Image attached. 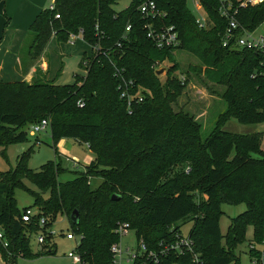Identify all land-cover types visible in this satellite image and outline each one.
Instances as JSON below:
<instances>
[{"label": "trees", "instance_id": "1", "mask_svg": "<svg viewBox=\"0 0 264 264\" xmlns=\"http://www.w3.org/2000/svg\"><path fill=\"white\" fill-rule=\"evenodd\" d=\"M52 1L54 8L42 10L29 27L28 60L40 58L52 37L66 43L80 30L90 53L81 59L83 74H76L72 84L57 82L62 69L51 81L37 76L31 83L0 82V147L27 143L26 127L47 120L56 155L55 161L31 170V147L17 157L14 169L0 174V228L8 243L6 248L0 245L2 259L40 257L31 245L41 230L39 220L45 218L50 228L51 220L62 215L78 238L75 251L81 264L112 263L110 248L118 241V223L129 224L138 239L154 249L180 232L179 222L192 223L188 234L203 264H239L234 250L248 228L249 244L264 242V150L257 132L237 134L223 127L230 119L241 125L264 122L263 56L222 47L227 21L218 14V0H200L212 22L207 30L197 27L186 0H153L166 13L162 23L173 25L179 34L180 45L171 50H157L146 38L139 7L148 0H131L119 12L112 8L116 0ZM235 19L245 31H256L264 23V0L238 8ZM174 51L191 53L198 61L189 66L187 78L192 72L224 88L220 97L226 109L205 140L193 116L173 109L188 84V79L182 83L174 76L179 71ZM84 59L87 65H82ZM162 62L169 64L163 81L152 68ZM113 65L135 88L149 92L130 113L119 99ZM65 139L87 145L94 159L84 172L61 183L57 146ZM177 167L181 170L173 174ZM22 179L36 191L22 185ZM92 179L101 180L94 189ZM17 187L31 194L37 209L29 222L21 218L28 208L16 207ZM241 204L245 211L230 220L222 235L221 206ZM74 210L76 224L70 220ZM53 240L46 236L42 246L48 256L56 253ZM248 257L259 260L260 253L248 250ZM159 264L191 262L188 256L171 255Z\"/></svg>", "mask_w": 264, "mask_h": 264}, {"label": "rangeland", "instance_id": "2", "mask_svg": "<svg viewBox=\"0 0 264 264\" xmlns=\"http://www.w3.org/2000/svg\"><path fill=\"white\" fill-rule=\"evenodd\" d=\"M117 2L112 5V8L119 12L125 9L131 0H116ZM51 4L50 0H47L45 8H48ZM188 8L197 15L192 7L191 0L187 1ZM264 23L256 30V32H263ZM32 35L28 32L24 38L19 54L24 57L22 60L28 59L29 47L31 44ZM55 39V38H54ZM48 56L51 62V80L56 78L54 70L62 62V72L57 82L59 84H72L74 81L75 74H83V69L80 68L79 64L81 59L86 54L89 57L90 48L78 39L76 44L70 45L66 43H57L56 40H50L48 45ZM173 57L179 67L174 76L180 80L188 79V84L182 95L178 98L177 103L173 106L175 111H183L191 116L200 125V136L201 140H205L212 130L215 128L218 116L222 114L226 105L221 99L220 94L223 91V87L219 85H213L206 82L203 76H198L195 73L188 72V77L185 73L188 71L189 66L198 65L197 59L186 51H174ZM45 59L49 62L47 55H44ZM60 59V60H59ZM23 63V61H22ZM82 65H87V60L84 59ZM169 64L166 62L158 63L157 70L166 69L159 79L163 81L167 72ZM37 77V73H36ZM47 77V76H46ZM45 77V78H46ZM49 81V80H48ZM27 83V82H26ZM31 126V125H29ZM27 126V130L29 128ZM223 130L237 133V134H249L257 131L261 135V148L264 150V122L255 125H241L236 120L230 119L223 127ZM32 147L30 157L27 161V166L31 170H39V168L49 161H55L56 155L52 148V142L50 138L49 128H45L42 132L36 134V136L29 135V141L24 144L11 145L6 148L0 147V174L6 173L9 170L15 168L17 163V157ZM58 160L61 164L62 172L58 177V181L61 183L73 180L77 174L84 172V168L94 159V155L84 144H78L73 140H62L59 146H57ZM180 168L172 169L173 174L180 171ZM172 174V173H171ZM169 175L171 177L172 175ZM165 177V178H169ZM22 185L36 191V188L25 179L21 180ZM101 183L100 179H92L90 181V188L94 189ZM198 196V194H196ZM199 197V196H198ZM13 198L16 202V207L19 211L24 208H31L33 211H37L34 206V201L31 194L22 188L13 189ZM243 204L231 206L222 205V215L219 218L220 232L222 235L226 233V230L230 224V220L237 215L245 211ZM52 231L56 233V237L53 243L56 245V253L53 256L46 255L43 251V247H38L35 240H31L32 250L39 254L40 257L34 259H25L18 256L15 260H3L0 256V264H77L71 258L67 257L69 253H74L76 246L75 241H68L65 235L70 231L69 223L66 217L58 215L56 219L51 220ZM177 226L180 227L182 235H187L192 227L191 222H179ZM63 234V235H62ZM252 228H248L244 241L234 251L235 255L239 259V264H250L248 257V248L251 244ZM129 240H133V235L130 233L128 238H123L121 241L122 245L127 244ZM252 246H254L252 244ZM234 264V263H231Z\"/></svg>", "mask_w": 264, "mask_h": 264}, {"label": "built area", "instance_id": "3", "mask_svg": "<svg viewBox=\"0 0 264 264\" xmlns=\"http://www.w3.org/2000/svg\"><path fill=\"white\" fill-rule=\"evenodd\" d=\"M189 0H186V2ZM233 2L232 0H218V14L221 18L227 21L224 31L221 34V45L225 49L232 50H250L260 53L264 58V30L263 32H248L245 31L236 21L235 15L238 8L247 4L253 5L257 0H244ZM192 7L197 15L195 23L201 30H207L212 27V22L209 19L207 13L204 11L200 0H191ZM235 3V4H234ZM237 3V4H236ZM238 7H237V6ZM50 10L54 8L53 1H51ZM139 13L142 19L145 20L144 30L146 31V38L151 42L153 47L157 50H171L176 49L180 45V38L176 28L173 25H165L162 23V19L166 17V13L159 10L156 3L153 0L144 2L139 7ZM58 19L59 16L55 15ZM130 31V26L125 28V32ZM80 39L82 41V31L78 34H70L68 43L73 45ZM94 50H99L98 47H93ZM158 63L154 64L152 68L157 70ZM114 77L118 80L117 92L119 99L124 101L126 104V110L128 113L131 112L132 105L140 104L149 95L148 90L143 87L135 88V84L132 80L126 79L123 75V71L119 70L115 65ZM264 76V73H263ZM182 83L184 79H181ZM78 107L82 108L83 103L78 102ZM48 127V121L42 120L40 123L29 126L27 133L30 136H36V134L42 132ZM88 148V146L86 145ZM37 214V211H33L31 208L25 210L22 214V220L29 222L32 217ZM47 220L41 218L39 220L40 231L34 236L35 243L38 247H42L46 242V236L52 238L56 237V233L52 231V227H47ZM130 233L133 235V240H129L127 244L122 245L121 241L123 238H128ZM115 234L118 237V241L114 243L110 248L112 255L111 264H159L164 258L168 256H188L191 264H203L200 258V254L196 252L195 245L190 239L189 234L182 235L181 232L175 233L173 239L168 241H161L158 246L154 249H150L146 246L142 239H138L135 231L131 230L129 224L118 223L115 229ZM63 235V234H62ZM65 238L68 241H75L76 246L78 245V238L71 231H69ZM0 245L3 248L8 246L5 238V234L2 228H0ZM75 246V248H76ZM74 253H69L67 257L71 258L75 263L81 264L80 257ZM258 250L260 258L249 259L250 264H264V242L259 245H250L248 250Z\"/></svg>", "mask_w": 264, "mask_h": 264}, {"label": "crops", "instance_id": "4", "mask_svg": "<svg viewBox=\"0 0 264 264\" xmlns=\"http://www.w3.org/2000/svg\"><path fill=\"white\" fill-rule=\"evenodd\" d=\"M46 2L47 0H3L0 2V82L24 81L31 83L36 79V73L37 78L44 79L47 76L46 79L51 81V62L47 54L50 42L43 55L35 61L22 60L24 57L19 54L30 25L35 17L46 9ZM51 40H55L54 37ZM44 55L48 56L49 62ZM61 69L62 62L60 60L59 68L57 66L54 70L55 74ZM255 132L257 131L255 130Z\"/></svg>", "mask_w": 264, "mask_h": 264}, {"label": "water", "instance_id": "5", "mask_svg": "<svg viewBox=\"0 0 264 264\" xmlns=\"http://www.w3.org/2000/svg\"><path fill=\"white\" fill-rule=\"evenodd\" d=\"M165 70H166V69H160V70H157V71H156V75H157V76L161 75ZM111 199H112V200H116L115 195H113ZM70 220H71V222H73L74 224L77 223V221H78V211H77V210H74V211L72 212V214L70 215Z\"/></svg>", "mask_w": 264, "mask_h": 264}]
</instances>
